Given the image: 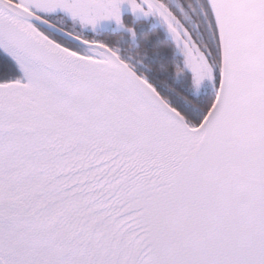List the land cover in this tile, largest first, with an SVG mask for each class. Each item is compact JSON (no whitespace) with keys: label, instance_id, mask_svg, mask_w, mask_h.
Segmentation results:
<instances>
[{"label":"snow or ice","instance_id":"obj_1","mask_svg":"<svg viewBox=\"0 0 264 264\" xmlns=\"http://www.w3.org/2000/svg\"><path fill=\"white\" fill-rule=\"evenodd\" d=\"M0 50V264H264V0H0Z\"/></svg>","mask_w":264,"mask_h":264},{"label":"trees","instance_id":"obj_2","mask_svg":"<svg viewBox=\"0 0 264 264\" xmlns=\"http://www.w3.org/2000/svg\"><path fill=\"white\" fill-rule=\"evenodd\" d=\"M90 35L92 33H89ZM102 36H106L110 38L114 42H121L123 43L124 39L126 38L121 33L112 32L111 30H103L100 31ZM168 41L164 37L163 33L160 34V37L150 29H146V31L142 34L141 39L137 45H134L135 52L133 56L136 57L138 60L141 61V66L148 71L149 73L153 71H157L160 73V78L167 81V83L175 88L181 89V85L177 82H174L172 79L167 78V74L164 69L167 67L166 64H163L162 61L167 59L169 64L175 60L182 62L183 57L178 55L177 53H173L172 50L169 48L168 51L165 53L161 49L164 44H167ZM0 64H4L8 66V74L13 76H21L18 68L14 65V63L0 51ZM190 76V73L188 74ZM184 92V95L190 96L192 103L196 104L197 106H202L206 102V97L210 95L211 89H208L205 93L201 95H194L190 94L187 91V88L184 87L181 89ZM175 100L178 104H182L183 101L179 99V97H175Z\"/></svg>","mask_w":264,"mask_h":264},{"label":"rangeland","instance_id":"obj_3","mask_svg":"<svg viewBox=\"0 0 264 264\" xmlns=\"http://www.w3.org/2000/svg\"><path fill=\"white\" fill-rule=\"evenodd\" d=\"M103 30H107V28H101V29H100V31H103ZM108 30H110V29H108ZM117 33H119V32H117ZM125 39H126V38H125ZM125 39H124V40H125ZM129 51H130L131 55H133V53L135 52V47H134V45L129 49ZM178 55H181V54L178 53ZM181 56H182V55H181ZM208 89H210V87H208L207 84H205V85L201 88V91H200L198 94H194V95H201V94L205 93Z\"/></svg>","mask_w":264,"mask_h":264},{"label":"water","instance_id":"obj_4","mask_svg":"<svg viewBox=\"0 0 264 264\" xmlns=\"http://www.w3.org/2000/svg\"><path fill=\"white\" fill-rule=\"evenodd\" d=\"M2 53H3V51L2 50H0ZM4 55H6L5 53H3ZM7 56V55H6ZM9 58V57H8ZM10 59V58H9ZM20 72V71H19ZM21 73V72H20ZM21 75H22V73H21Z\"/></svg>","mask_w":264,"mask_h":264}]
</instances>
